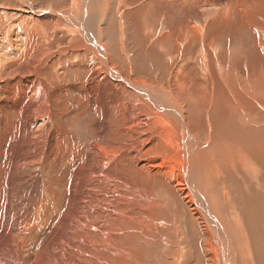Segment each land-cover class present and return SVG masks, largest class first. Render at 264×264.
<instances>
[{
	"label": "bare ground",
	"instance_id": "bare-ground-1",
	"mask_svg": "<svg viewBox=\"0 0 264 264\" xmlns=\"http://www.w3.org/2000/svg\"><path fill=\"white\" fill-rule=\"evenodd\" d=\"M253 3L0 0V264H145L136 241L159 205L135 210L132 193L161 198L173 230L187 220L186 264H264Z\"/></svg>",
	"mask_w": 264,
	"mask_h": 264
},
{
	"label": "rangeland",
	"instance_id": "rangeland-1",
	"mask_svg": "<svg viewBox=\"0 0 264 264\" xmlns=\"http://www.w3.org/2000/svg\"><path fill=\"white\" fill-rule=\"evenodd\" d=\"M224 3H225V0H224ZM254 4H256V10L258 9L259 11H261V13L263 12V14H264V0H254V3L252 4V6ZM259 13L260 12H258L256 16L258 18L260 17V19L264 20L263 14L261 15V13L260 14ZM231 18H233L234 20L239 19L240 21L242 19L245 22V20H244V11L241 13V15L239 17H235L234 15H232ZM249 18L250 17H247L246 19L249 20ZM203 19H205V15L203 16ZM209 20H211V19H208L207 21H209ZM245 39H246V35L245 34H240L239 35V41L237 43V45H239V46L237 47L238 48L237 50L239 51L240 54H243V52L241 50V47H242V43L245 42ZM263 39H264V36H263ZM221 47H222L221 42H218V48L221 49ZM103 96H105V95L103 94ZM133 97L134 98H137V96H134L132 94L128 98V101L130 102V100ZM135 101H136L135 99H132L131 100V102H135ZM144 106H146V105L144 104ZM147 109H148V107L146 106V110L136 111L135 113H137V114L139 113L142 117H146V115H150V112H146ZM108 111H109V114H108L107 118L111 114V107L108 108ZM150 111H151V109H150ZM132 116H134V114ZM80 142L82 144L90 143V136L88 134H85L83 132H80ZM8 172H9L10 176L8 175ZM3 175H2V178L6 179V182L8 184L10 183L9 184V187H11L12 184H11L10 180H11V177H12V173L9 171L8 166L4 167ZM118 184H120L119 181H118ZM99 194H100V196H102V193H99ZM131 198H133L134 199V202H135L134 204H132V206L134 207L135 210H138L140 212L146 211L148 209L147 207H145L143 205H147L149 202H155L156 204L159 205V206L154 205L152 207L153 217H150L148 215H145L144 222H147L146 220H148V222L152 226L151 227H148L147 226V227L142 228L141 229L142 234H143L142 239H141V241H139V240L136 241L137 244H138V247H140L142 249L141 254H142V257L143 258L141 260L145 264H152V261H149L148 260V257L153 255L154 261L155 260H158V262H159L157 264H164V261L167 262V260H172V258L174 257L175 248L178 245L179 247H182V253H184L183 254V264H186L187 260L189 261V259H191V256L189 254V251L192 250L191 249V247H192L191 239L188 238V240H186V236H187L188 228H189V226L187 225V220H182L181 219L180 222H179L178 221V217L176 216V221L178 222V224H177V226L173 230V228L168 223H166L162 219V216L160 215V206H163L164 207V204L161 203V198L158 199V200H156L154 198H147V200L144 203H141L139 201V196H138L137 193H132ZM102 204L103 205H106L107 204L106 200H104L102 202ZM230 207H232V204L231 203H230ZM8 208H10V207H8ZM182 224H183V226H182ZM177 227H178V229H177ZM154 228L157 229V230H155ZM145 229H153L154 231L147 232ZM180 230H181V232H184L185 234L184 233H181L180 234ZM166 232L169 233V234H166ZM170 234H171V236H170ZM182 235H183V238H181ZM157 241L160 242L159 245L157 244ZM187 243L189 244V246H188ZM190 244H191V246H190ZM161 255L162 256L164 255V257L162 258ZM244 260L245 259H243V261ZM133 262H134V259H131L129 261L130 264H133Z\"/></svg>",
	"mask_w": 264,
	"mask_h": 264
}]
</instances>
